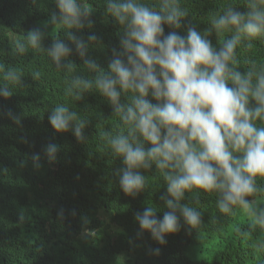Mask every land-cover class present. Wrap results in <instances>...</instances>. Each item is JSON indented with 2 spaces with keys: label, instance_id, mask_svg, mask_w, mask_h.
Here are the masks:
<instances>
[{
  "label": "clouds",
  "instance_id": "clouds-1",
  "mask_svg": "<svg viewBox=\"0 0 264 264\" xmlns=\"http://www.w3.org/2000/svg\"><path fill=\"white\" fill-rule=\"evenodd\" d=\"M103 2L105 13L123 33L107 68L88 55L97 36L85 39L81 34L93 27L89 0H54L58 12L52 13L50 24L63 29L65 39L55 36L45 48L46 33L32 29L23 40L14 41V55L24 56L29 50L45 53L67 74L64 91L73 102L92 91L108 101L119 123L115 132L104 131L100 137L108 153L122 158L124 166L115 175L125 195L135 198L144 191L149 179L140 170L155 166L166 184L160 199L168 210L157 217L158 208L149 204L137 212L136 237L148 232L163 245L168 234L180 231L181 220L187 231L197 230L202 218L193 204H199L201 192L216 195L221 214L243 210L249 224L237 230L240 236L264 230V206L254 207L249 199L260 191L258 179L264 180V62L239 58L240 51L251 52L264 43V0H242L246 12L227 4L203 32L184 23L189 11L181 0ZM165 25L171 29L167 34ZM181 28L185 35L177 31ZM213 33L219 47L209 39ZM73 51L83 61L79 73L68 59ZM84 71L89 75L80 74ZM30 75L34 81L41 79L39 70ZM23 76L21 69L0 63V97L7 99L22 87ZM6 115L20 123L11 110ZM48 120L56 132L71 131L78 141L86 140L88 119L68 105L56 104ZM59 150L51 142L43 147L50 161L56 160ZM32 161L39 168L40 154ZM186 193L194 202L182 203ZM152 252L159 255L160 249Z\"/></svg>",
  "mask_w": 264,
  "mask_h": 264
},
{
  "label": "trees",
  "instance_id": "trees-1",
  "mask_svg": "<svg viewBox=\"0 0 264 264\" xmlns=\"http://www.w3.org/2000/svg\"><path fill=\"white\" fill-rule=\"evenodd\" d=\"M89 2L94 8L93 27L81 34L85 39L97 36L88 55L107 68L112 48H119L122 29L105 13L103 0ZM181 3L189 11L184 23L200 32L229 3L237 4V11H247L242 0ZM53 12H58L54 0H0V63L24 73L23 86L7 99L0 97V264H264V230L240 236L237 230L249 224L246 214L240 208L231 216L221 214L214 193H199V204H193L202 218L197 230L187 231L181 220L180 231L168 234L163 245L148 232L136 237L137 212L149 204L158 208L157 217L168 210L160 199L166 184L155 166L140 170L149 179L144 191L135 198L125 195L115 175L124 166L122 158L108 153L100 137L104 131L115 132L119 123L108 101L92 91L73 102L64 91L67 74L56 69L45 53L29 50L24 56L14 55V41L23 40L32 29L46 33L45 48L55 36L65 39L63 29L50 24ZM164 28L165 34L171 30ZM177 31L186 34L184 28ZM209 39L219 47L214 33ZM247 57L264 62V43H257L251 52L240 51L241 62ZM68 59L79 73L83 61L78 54L73 51ZM34 70L41 72L39 81L30 75ZM59 103L88 119L84 142L71 131L56 132L51 127L48 116ZM9 110L20 117L19 124L6 115ZM49 142L60 149L55 161L43 152ZM36 153L39 168L32 161ZM258 186L260 191L249 198L254 207L264 206V180L258 179ZM190 202H194L192 194L186 193L182 203ZM156 248L159 255L152 252Z\"/></svg>",
  "mask_w": 264,
  "mask_h": 264
}]
</instances>
